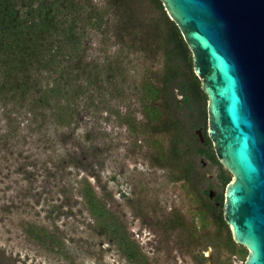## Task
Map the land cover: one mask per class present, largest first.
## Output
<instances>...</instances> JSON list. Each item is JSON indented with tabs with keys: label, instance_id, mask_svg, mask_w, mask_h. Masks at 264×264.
Returning <instances> with one entry per match:
<instances>
[{
	"label": "rangeland",
	"instance_id": "1",
	"mask_svg": "<svg viewBox=\"0 0 264 264\" xmlns=\"http://www.w3.org/2000/svg\"><path fill=\"white\" fill-rule=\"evenodd\" d=\"M92 1L97 8L103 10L107 23L102 31L87 29L84 36L86 61L96 59L103 63L106 59L117 56L121 48L120 38L127 35L121 31L124 29L130 28L132 36H135L133 41L138 39L143 42L142 30L150 31L155 21L161 20L156 0ZM126 16L133 22L132 26H128L129 20ZM147 41L150 42V39ZM145 57L133 54L125 60L126 69L133 77L129 80L126 90L117 98L109 91H102L100 100H104L106 108L116 105L120 109L138 108L136 93L139 92L133 86L140 85L144 77L151 81L158 80L163 62L159 53L154 57ZM129 88L132 89L129 91ZM87 99L88 97L82 96L76 121L69 127L57 131L51 128L48 131L49 141L44 139L37 142L34 135L32 138L28 136L25 144L22 142V145L16 146V153L20 151L22 156H7L4 151L0 152V260L11 264H113V261L116 264H130L131 262L128 263L119 255L118 238L115 236L114 241L110 242L112 235L109 230H105L85 207L79 194L81 186L78 184L83 177H87L95 195L105 204L111 216L119 219V224L126 230L122 231L137 248L142 243L138 233H147L139 221L147 223L144 218L151 216L150 211L156 209L155 202L167 200L172 205L176 204L181 196L178 184L169 181V175L174 169L171 163L159 166L152 159V155L159 148L161 151L168 149V135L155 134L154 131L147 133L143 136V141L146 152L150 155L145 156L143 161L134 160L139 159L138 155L130 160L124 157V148L120 147V143L108 135L109 123L106 122L107 125L103 126V121L100 120L99 126L103 129L98 128L96 115L101 117L104 110H90ZM0 120L3 125L1 116ZM122 131L120 124L117 132ZM158 142L159 145L156 146ZM94 146H99L102 152L96 160L93 159L91 150ZM22 157H25V160ZM58 160H62L60 166ZM29 162L35 165L27 166ZM133 165H136L141 174L129 176L127 169ZM21 166L24 171L33 174L32 178L24 179L25 175L19 169ZM55 166L60 167V170H56ZM113 170L119 175V179L129 178L135 189L142 192H135L129 200H119L118 188L109 178ZM93 172L96 177L92 178L90 174ZM121 184L122 190L130 194L124 184ZM108 201L114 202L110 208ZM191 202L190 195V223L197 227L198 219ZM9 206L11 211L3 212V209L6 210ZM134 215L139 219L132 224ZM28 225L44 227L57 234L63 244L61 249L38 242L26 231ZM129 232H135L137 235L130 238ZM244 257L245 255L240 256L241 262Z\"/></svg>",
	"mask_w": 264,
	"mask_h": 264
},
{
	"label": "flooded vegetation",
	"instance_id": "2",
	"mask_svg": "<svg viewBox=\"0 0 264 264\" xmlns=\"http://www.w3.org/2000/svg\"><path fill=\"white\" fill-rule=\"evenodd\" d=\"M91 6V9L84 10L85 16L91 17L90 20L86 23L80 21L81 24L75 27V43L66 41L63 44L62 67L65 76L73 79L78 95L72 106L75 111L72 123L76 121L82 96L88 97L90 110H104L101 117L96 115L98 128L103 129L99 126L100 120L103 121V126L108 122L107 132L110 138L117 140L120 147L124 148V157L133 160L138 155L139 159L135 158V161H143L145 156L150 155L146 152L143 136L151 134L152 131L155 134L166 133L170 146L163 151L159 148L152 155V159L159 166L171 163L174 169L170 170L169 181L178 184L181 194L176 204L170 205L167 200L155 202L156 209L150 211L151 216L144 218L147 223L139 221V224L144 225L143 230H147V233H138L141 246L130 251L119 243L120 257L135 264H244L247 249L234 242L231 228L223 217L224 192L233 177L220 163L209 138L207 98L193 72L190 50L183 38L184 45L177 41L180 32L164 8L158 7L157 12L160 13L162 21L157 19L150 31L142 30L143 42L138 39L133 41L135 36H132L130 28L124 29L121 31L127 35L120 38L121 48L116 45L120 54L106 59L103 63L96 59L86 61L84 36L87 29L102 31L107 23L103 10L97 8L93 1ZM128 20V26H132L133 22L129 18ZM149 39L150 42L147 41ZM156 53L163 58L161 75L156 81L144 77L140 85L133 86L139 92L136 93L138 108L120 109L117 105L106 108L104 100H100L102 91H109L117 98L126 90L133 77L126 69L125 60L133 54H141L147 59L151 55L156 56ZM120 124L123 131L117 132ZM155 145H159V142ZM91 150L93 159L100 158L102 152L99 146H94ZM135 166L127 169L129 176L141 174ZM114 172L113 170L109 178L118 188L119 200H129L135 192H142L135 189L129 178L121 180ZM90 175L92 178L96 177L94 172ZM121 183L130 194L122 190ZM190 195L198 219L197 227L190 223ZM113 203L108 201L109 208ZM133 218L132 224H135L139 218L136 215ZM111 222L117 223V230L125 234L122 230H126L121 227L118 218L112 216ZM112 230L110 242L115 238V227ZM135 235V232L128 234L130 238ZM242 255H245L243 262L240 260ZM113 264L116 262L113 261Z\"/></svg>",
	"mask_w": 264,
	"mask_h": 264
},
{
	"label": "water",
	"instance_id": "3",
	"mask_svg": "<svg viewBox=\"0 0 264 264\" xmlns=\"http://www.w3.org/2000/svg\"><path fill=\"white\" fill-rule=\"evenodd\" d=\"M190 50L208 135L233 179L223 217L244 264H264V0H159Z\"/></svg>",
	"mask_w": 264,
	"mask_h": 264
},
{
	"label": "trees",
	"instance_id": "4",
	"mask_svg": "<svg viewBox=\"0 0 264 264\" xmlns=\"http://www.w3.org/2000/svg\"><path fill=\"white\" fill-rule=\"evenodd\" d=\"M91 5L92 0H0V116L4 121L0 123V152L22 156V152L16 153V146L25 144L28 136L34 135L37 142L49 141L51 128L57 131L71 125L75 113L72 106L78 95L73 79L65 76L62 67L63 44L75 43V27L90 20L84 10L91 9ZM157 5L162 8L158 0ZM177 41L184 45L179 33ZM58 162L60 166L62 160ZM19 169L25 180L32 178L24 167ZM78 184L90 214L110 233L115 227L118 242L135 250L133 242L111 222V213L97 198L87 177ZM7 208L3 212L11 211V206ZM25 229L42 244L58 250L63 245L57 234L44 227L28 225ZM0 264L11 263L0 260Z\"/></svg>",
	"mask_w": 264,
	"mask_h": 264
}]
</instances>
